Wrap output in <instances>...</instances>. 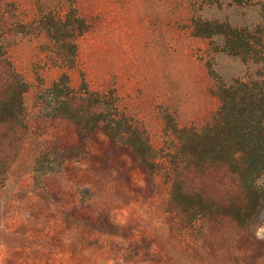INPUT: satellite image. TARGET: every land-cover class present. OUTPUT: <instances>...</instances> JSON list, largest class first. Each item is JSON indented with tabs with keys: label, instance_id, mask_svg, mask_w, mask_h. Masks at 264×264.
Here are the masks:
<instances>
[{
	"label": "rangeland",
	"instance_id": "obj_1",
	"mask_svg": "<svg viewBox=\"0 0 264 264\" xmlns=\"http://www.w3.org/2000/svg\"><path fill=\"white\" fill-rule=\"evenodd\" d=\"M70 8L89 26L72 69L49 65L45 36L20 29ZM196 20L248 29L262 63L227 54L218 36H194ZM0 23L28 85V133L0 184V264H264V217L247 227L228 217L184 226L164 176L101 130L82 144L75 125L46 117L37 101L63 74L73 87L84 79L91 90L114 89L152 147L172 152L173 124L200 128L219 109L217 79L264 73V0H0ZM196 185L238 192L222 173Z\"/></svg>",
	"mask_w": 264,
	"mask_h": 264
},
{
	"label": "trees",
	"instance_id": "obj_2",
	"mask_svg": "<svg viewBox=\"0 0 264 264\" xmlns=\"http://www.w3.org/2000/svg\"><path fill=\"white\" fill-rule=\"evenodd\" d=\"M28 35L43 34L48 41L49 65L72 69L76 65V38L88 24L74 8L66 14L53 11L20 26ZM6 25L0 23V184L10 156H14L28 133L23 96L28 85L16 71L2 41ZM193 35L218 36L224 52L243 62L262 63L257 49L259 38L248 29L228 24L193 21ZM21 32V31H19ZM258 41V42H257ZM215 94L219 109L206 125L169 129L174 135L172 152L152 147L145 127L127 116L119 106L114 89L94 91L83 79L73 87L63 74L37 96L49 118L65 120L77 128L82 144L101 130L110 139L125 145L138 165L151 174H161L170 184L168 204L184 226L194 230L197 221L228 217L247 227L264 217V73L239 77L225 83L217 79ZM224 174L238 192L218 195L202 191L196 183L208 175Z\"/></svg>",
	"mask_w": 264,
	"mask_h": 264
}]
</instances>
